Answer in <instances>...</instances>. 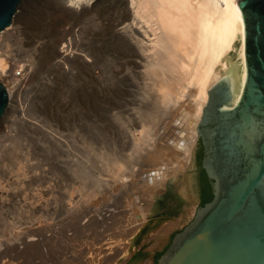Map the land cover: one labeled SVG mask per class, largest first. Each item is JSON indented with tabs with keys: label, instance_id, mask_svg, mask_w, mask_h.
I'll return each instance as SVG.
<instances>
[{
	"label": "bare ground",
	"instance_id": "6f19581e",
	"mask_svg": "<svg viewBox=\"0 0 264 264\" xmlns=\"http://www.w3.org/2000/svg\"><path fill=\"white\" fill-rule=\"evenodd\" d=\"M59 1L62 12L51 16L52 26L48 28V33L55 30L51 34L53 36H44L51 37L47 38L49 44L46 46L51 49V56H48L52 60L49 64L46 63V73L43 71L36 78L37 92H54L59 103L63 101L61 99L65 94L62 93L67 89L81 91L84 88L85 74L104 88L108 85H103L107 75V60L104 59L105 56L99 55L101 50L100 53L94 51L95 54L86 43L93 44L92 46L98 49L103 44H121L126 50L124 58L119 60L122 65L117 74L116 68L112 66V72L129 81L132 89L137 87L133 75L141 76L145 86L155 91L164 117L173 119L176 124L179 122L178 126L181 128L186 126H181L182 123L186 122L188 126V122H191L193 127L190 130L193 133L181 136L183 134L179 135L178 130L176 132L172 126L167 125V129L155 140L153 132L157 126H154V120L159 114L148 115L147 127L141 130L142 137L134 135L136 137L133 151L139 152L137 159H140V162H148L150 171L145 173V167L144 172L134 169L136 152L132 155L135 156L134 166L128 165V162L123 164L120 158H116V174L113 175L116 180H111L110 184L97 181L95 188H91L96 191L90 193L87 189L89 194L86 196V188L83 189L82 160H78L79 156L74 152L76 146L70 138L48 134L45 132L47 129H42V126L39 127L34 122L37 116L33 120L25 117H3L0 122V218L4 216L3 218L7 219L12 208L17 214L19 212V215L9 221L3 230L0 229V264H126L135 250L133 237L142 227H147L148 216L158 212L160 192L171 184L168 177L173 176L172 182L177 183L176 190L181 196L189 197L187 184L181 173L188 164L185 162L191 160L194 154L198 138L196 128L208 99V90L221 78L227 77L232 84L233 104L240 98L246 79V63L243 16L237 7L239 0ZM21 15L17 13L12 24L0 33V74L5 76L7 82L13 84L17 81V75L14 77L7 70V61L3 57L6 55L3 54L5 49L2 52L1 44L3 38H7L10 33L16 35L23 31L21 23L16 21ZM72 15H75L82 25L92 23L89 25L90 36L81 38L79 31L83 28L79 26L76 29L78 25L74 21L67 25L66 22L71 20ZM51 28L54 30L50 32ZM45 42L41 41L39 46L44 47ZM74 43L83 47L86 45L85 48L78 46L81 50L73 53L71 48ZM93 47L91 49H94ZM14 60L16 59H13V62ZM10 85L6 86L10 96L7 110L12 109L15 105L14 97L20 96L21 92H14ZM132 89L130 91H133ZM183 97H187L189 101L186 108V105H182ZM175 104L178 112L172 114L174 111L171 113L170 109ZM160 115L162 116L161 112ZM3 124L6 125L2 127ZM16 126L20 131L14 133L12 130V133L11 129ZM39 133L46 135L44 142L38 140ZM17 134L31 136L33 149L25 148L23 154L26 160L32 161L29 167L20 163L16 174L7 173L5 160L19 149H24L16 143L19 138ZM24 136L21 137L25 138ZM129 160L130 163L131 159ZM72 162L76 164L75 167ZM175 163L177 166L174 168L172 166H175ZM109 190H115L116 204L107 211L101 210L102 206L97 207L102 212L91 208L96 201L94 196ZM88 197L94 198L92 205L91 198ZM96 198L98 199V195ZM102 198L101 201H104ZM193 206L188 208V214L192 213ZM182 219L184 222L185 218ZM171 222L156 233L159 235V242H164L168 232L176 225Z\"/></svg>",
	"mask_w": 264,
	"mask_h": 264
},
{
	"label": "rangeland",
	"instance_id": "374dc122",
	"mask_svg": "<svg viewBox=\"0 0 264 264\" xmlns=\"http://www.w3.org/2000/svg\"><path fill=\"white\" fill-rule=\"evenodd\" d=\"M60 4L61 3L59 0H25L23 1L20 7L18 8V13H21L24 17L21 15L17 17L16 19L17 23L18 24L21 23V26H23L24 28L23 31L20 33L18 32V34L16 33V35L15 33L13 34L10 33L9 35H7V38L6 37L3 38L4 40L1 44V48H2V52L5 49L3 54H6V55L3 57L6 59L7 65L9 66V67L7 66V70L9 71V73L11 72L12 75H14V77H16L17 75L16 79L18 82L17 81L16 82L18 85L15 84L16 82L14 84L12 82L10 83V81L7 82V80L5 79V76L1 74H0V81L4 83L5 86H8L11 84L10 87L14 88L13 89L14 92L21 91L20 96L14 97L15 105L12 107V109H9L6 111V114L4 117H6L5 119L25 117V118H29L33 120L34 117L37 116L35 118L36 120L34 119V122H36L39 127L42 126L41 127L42 129H47L45 132H48V134L50 133V135L52 136L54 135V136L59 137L60 135L62 136L60 138H64V139L70 138L72 140V143L74 142V145L77 147V148L75 147L76 149L74 148V152L75 154L79 156L78 160H82L83 169H84L83 170V175H84L83 185L85 186V187L83 186V189L86 188V190L84 191L89 192L90 190V193H91L93 191L91 188H93V186L95 185L97 181H102L104 183L107 182V184H110L111 180H113V182L114 180H116V179H113L115 178L113 175L116 174V158H120L123 164L124 163L126 164V162H128V165L130 166L131 165L134 166L133 164L136 163L135 164L136 166H134V169H136V171L144 172V167L147 168L145 169L146 170L145 173H148V171H150L149 169L150 167H147L148 162L147 163H145V161L140 162V159L139 160L137 159L138 158L137 155L139 152L133 151L134 150L133 145L135 141L134 139L137 135L138 137H142V133H143L142 131L145 130L148 124V122H146L148 115L158 116L157 114H159V117H157V119L154 120L155 121L154 123L156 124L154 126H157L154 129L155 131L153 132L155 133L153 136L155 140H157L163 134L164 130L167 129L168 126L169 127L172 126L173 129L176 130V132L178 130L179 135L183 134L181 136H185L184 134L186 133L188 135L189 134L191 135V133H193V131H191L193 124L190 122L191 123L190 125V123L188 122V124L191 126L189 127V125L187 126L185 122V123H182L184 125L181 124V126H185V125L186 126L184 128H181L180 126H178V124H180L179 122H177L176 124L173 119L171 120L170 118L169 120V117L167 116L164 117L165 115L162 112L163 110L162 105L161 103L158 102L155 96V91L152 88L145 86V83L143 82V78H141V76L137 74L133 75L134 81L137 87H133L134 89H132L129 86V81L116 76L114 72H112V66L116 68V74H117L118 73L117 70L120 69L121 68L120 66L122 65L120 64L119 60L124 58L123 54L125 53L126 50H125V47L121 44H116V43L103 44L98 49V47L96 48V46L93 47L92 46L93 44L90 45L85 42L89 46V49L91 51L93 50L92 51L93 53H95L96 51H97L96 53H100L102 51V53L99 55L105 56L104 59L107 60L106 63L108 66L105 69L107 75L105 76L106 78H105V81H103V85L106 83H108V85H106L104 88H102L98 83H96L87 74H85L84 75L85 79H83L85 82L84 88L81 91L67 89L68 91L66 90L64 93H62L63 95L65 94L64 96L62 95L63 98L62 96L59 97L60 99L62 98L61 100H63V101H60L61 104L60 102L58 103L57 102L58 100L56 101L55 99L57 97L56 93L51 92L49 90H46V91L42 90L40 92H37V79L36 78L40 76L41 72L44 71L46 73L45 70H47L46 68L47 64H49V62H51L52 60L49 57L51 56V49L49 46H46V45L49 44V42L47 41L53 36V35L51 36V34H53L55 30L51 28L50 32L51 30L52 31L54 30V31L52 33H48L49 31L48 28L52 26L51 16L54 13L62 12V6ZM72 16L70 17L71 20H68L66 22L67 25L70 23H73L74 21L78 25L76 29L79 28V26H82L83 28L79 31L81 38H86L90 36L91 30H90L89 25H92V23H87V24L82 25V22L78 20L77 18H75V15H72ZM20 35L23 37H21ZM45 35H49L51 37L49 38L48 36L47 38L49 39H47L45 38L46 37ZM41 41L42 42L46 41L43 45L44 47L42 48L39 46ZM20 43L23 46H21ZM6 44H9V45L6 46ZM74 44L71 48V51L73 50L72 51L73 53L80 51L81 48H85V45H86L85 44L83 47L82 45H76L77 43L75 45ZM78 46L79 47L82 46V47L79 48ZM35 47L37 48L34 49ZM74 47H76L77 49L76 48L74 49ZM92 47L94 49H91ZM46 48H48L47 50L49 51H47ZM42 49H44V51ZM99 50L101 51L99 52ZM29 53H31V55ZM34 55L35 56L37 55L38 57L37 56L35 57ZM12 58L16 60H14L13 62ZM26 59L27 60L29 59V60L27 61ZM32 62L33 63L35 62V63L33 64ZM10 64L12 67L10 66ZM13 85H15V87H13ZM130 89H132L133 91H130ZM42 92L44 93L42 94ZM34 94H35V97L36 96L37 97L39 96V97L35 98ZM66 95L67 96L69 95V96L67 97ZM187 99H188L187 97L186 98L183 97L181 99L183 101V102L181 101L183 103L182 105L183 106L186 105L185 108L189 106L187 104L189 102ZM62 102L66 104L64 103L62 104ZM175 106H177V104H175L170 109V112L174 111V113L171 112L172 114H176L178 112L177 111L178 108L177 107L175 108ZM30 109L31 110L33 109V110L31 111ZM160 112L162 113V116L160 115ZM24 113L27 116H25ZM43 115L45 117H43ZM64 120H66L67 122ZM4 125L6 124H3L1 126L3 127ZM16 128L17 126L15 128L13 127L11 129V132L13 133L14 131L15 133L17 130H19V128L18 129ZM63 130L66 132V134ZM18 133H21V132H18ZM79 134L81 137H79ZM156 134H160V135H156ZM22 135L24 136L25 134H21V136ZM64 135L65 136L69 135V136L63 137ZM134 135L136 136L134 137ZM17 136H19V138H17L18 141L16 140V143L20 144L21 147H24V149L22 150L19 149L14 155H11L8 158V160H5L7 164L6 165L7 173L10 172V173L16 174L17 168L20 163H22V165L24 164V166L26 167H29V163L32 161V160H26L23 154L25 152V148L33 149V141H31L32 138H30L31 136H28V135L26 137L24 136L25 138L21 137L20 134H17ZM37 137H38V140L40 139L41 141L44 142L46 135L43 133H39ZM78 138H81V139H78ZM199 150H200V145H199V141L197 138L194 154L191 160H189L188 162H185V164L186 163L188 164H186V166L183 168L184 172L181 173L182 177L184 178L187 184L189 197L181 196L176 190L177 183L172 182L173 176L168 177V180L171 181L170 182L171 184L164 187L165 190L164 191L161 190L160 192V195H159L160 203L158 205V212L152 213L151 215H149L147 219V222H148L147 227H144V228L142 227L140 232L135 237H133L135 240L134 241L135 250L132 252V255L129 256L130 258L126 264H146V263L157 264V259L159 258L160 254H162L167 249L174 234L182 230L190 222V220H192L193 216L195 215L196 209L198 206L201 205L202 198H203V185H202V180H201V175H200L199 158H198ZM135 152L137 153L135 155L136 157L132 156ZM133 158L135 160L137 159V161L134 163H133L134 161ZM129 159H131L130 163L132 164L129 163L130 161ZM73 164L75 167L76 164L75 163ZM174 165L175 166H172V167L175 168L177 164L175 163ZM139 168L140 170L141 169L143 170L140 171ZM109 191L107 193L105 191L102 194L103 197L107 201L104 198H102V195L99 193L97 194L98 199L96 198L97 195L96 197L94 196L96 201H94V198L88 197L89 199L90 198L92 199V200L90 199V202H91L90 205H92L93 201L95 202L93 204L95 206L93 205L92 207L90 205L89 206L91 208H94L95 211H101V210L107 211V209L109 208L111 209L112 205L116 204L115 203L116 197H115V190L113 191L111 190L110 192ZM86 192H84V194ZM88 192L86 193V196H88L89 194ZM104 193H105V196L107 195L106 197L104 196ZM112 196H114V198ZM88 198H86V200ZM101 198L104 201H101ZM89 199L87 201H89ZM108 199H111V200L109 201ZM106 203H107V206H106ZM191 203L195 205V207ZM192 206H193V211L191 214H188L187 213L188 208ZM97 207L98 208L100 207L102 209L99 210ZM18 215H19V212L17 214V211L14 210V208H12L10 212V216H8L7 219L3 218L4 216L0 218V229L3 230V228L7 226L8 222L15 219ZM182 218H185L184 219L185 223L183 222ZM181 220L182 222H180ZM168 222L169 223L171 222L173 225L175 224L176 225L174 226V228H172L168 232L167 239L164 240V242L160 241L161 242L160 243L159 240H157V237L159 236V235L157 236V234L161 231V229H163V227L166 224H169ZM178 224L181 226H179ZM158 227L160 228L158 229ZM150 235L151 236L153 235V236L151 237ZM152 252H153L152 259H150L149 257H151L150 255Z\"/></svg>",
	"mask_w": 264,
	"mask_h": 264
},
{
	"label": "water",
	"instance_id": "95a60500",
	"mask_svg": "<svg viewBox=\"0 0 264 264\" xmlns=\"http://www.w3.org/2000/svg\"><path fill=\"white\" fill-rule=\"evenodd\" d=\"M23 1L0 0V33ZM237 7L246 63L240 98L233 104L232 84L221 78L208 90L196 128L213 198L174 234L157 264H264V0H239ZM9 102L0 81V122Z\"/></svg>",
	"mask_w": 264,
	"mask_h": 264
},
{
	"label": "trees",
	"instance_id": "16d2710c",
	"mask_svg": "<svg viewBox=\"0 0 264 264\" xmlns=\"http://www.w3.org/2000/svg\"><path fill=\"white\" fill-rule=\"evenodd\" d=\"M198 158H199L200 175H201V180H202V185H203V198H202L201 205H204L205 203L212 200L213 193H212L211 185L207 178V175L201 167V160H202V147L201 146H200Z\"/></svg>",
	"mask_w": 264,
	"mask_h": 264
}]
</instances>
